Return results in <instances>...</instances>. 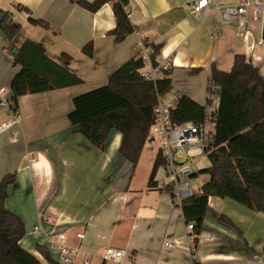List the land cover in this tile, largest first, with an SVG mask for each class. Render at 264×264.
<instances>
[{
	"label": "crops",
	"instance_id": "obj_1",
	"mask_svg": "<svg viewBox=\"0 0 264 264\" xmlns=\"http://www.w3.org/2000/svg\"><path fill=\"white\" fill-rule=\"evenodd\" d=\"M78 1L0 0V20L8 14L21 25L13 41L0 30V87L7 89V101L21 70L13 51L26 39L43 46L51 60L82 80L19 97L16 114L10 103L0 102V125H8L0 129V181L16 173L18 187L9 188L5 207L24 223L20 245L43 259L40 245L60 262L58 242L64 234L74 264H109L102 257L107 246L127 253L123 263L114 264H264V213L210 196L193 252L182 207L169 190L149 186L156 158L153 162L145 151L146 143L134 166L119 151L120 131L112 130L99 147L68 117L73 98L107 84L113 70L138 58L143 40L160 47L157 60L171 64L168 77L180 98L201 106L212 67L229 72L237 54L250 58L264 76V5L261 16L249 18L244 29L254 44L246 51L236 23L223 21L214 5L196 17L188 0H132L129 19L137 29L118 42L110 33L116 27L112 4L91 12ZM238 1L216 0L219 5ZM29 17L49 26L33 25ZM90 42L89 56L84 47ZM260 252L261 259H255Z\"/></svg>",
	"mask_w": 264,
	"mask_h": 264
},
{
	"label": "trees",
	"instance_id": "obj_2",
	"mask_svg": "<svg viewBox=\"0 0 264 264\" xmlns=\"http://www.w3.org/2000/svg\"><path fill=\"white\" fill-rule=\"evenodd\" d=\"M131 1L79 0L78 4L91 12L112 4L116 27L110 33L121 42L137 29L129 19ZM29 22L49 26L43 19L29 17ZM0 30L7 40L13 41L20 33L21 25L5 14L0 20ZM155 50L156 61L160 47ZM84 51L92 55L93 44L88 43ZM13 59L14 64L21 65L11 84L10 107L15 114L19 109L18 99L25 94L82 82L80 77L51 60L44 47L31 39H26L13 51ZM144 67L141 58L130 59L110 73L107 84L75 96L74 109L68 114L70 122L99 147L112 130L120 131L123 137L119 151L134 166L154 122L153 107L158 95L173 89L170 77L156 83L144 79ZM209 81L221 86L216 130L206 150L210 166L202 171L210 178L182 205L186 221L195 223L197 238L203 229L210 196L229 198L264 213V76L250 58L237 54L229 72L213 66ZM203 107L184 96L174 109V119L176 122L201 119ZM160 164L161 158L157 154L149 178L150 187L158 185L154 177ZM11 186L18 187L16 173H8L0 181V264H62L40 245H37V251L43 259L24 249L19 242L11 241L12 236L22 239L25 235L22 219L5 207ZM222 219L228 222L223 216Z\"/></svg>",
	"mask_w": 264,
	"mask_h": 264
},
{
	"label": "built area",
	"instance_id": "obj_3",
	"mask_svg": "<svg viewBox=\"0 0 264 264\" xmlns=\"http://www.w3.org/2000/svg\"><path fill=\"white\" fill-rule=\"evenodd\" d=\"M209 5H214L215 10L221 13L223 21L236 23L237 34L242 36L246 51L254 47V44L250 43L248 35L243 32L248 27L249 18L258 19L261 16L264 0H239L237 3L225 5H219L216 0H188V9L196 17H202L204 8ZM257 42L262 44L263 40L259 39ZM138 48V57L145 65L144 71H142L144 79L156 83L159 79L168 78L171 64L166 59L157 60L156 58L157 62L155 61V45L143 40L138 44ZM220 90L221 86L218 83L209 81L201 119L176 122L174 109L180 94L173 89L165 95H158L157 102L153 107L155 119L150 133L159 143L158 154L161 158V164L154 178L160 187L170 191L177 206L182 207L185 200L200 191V187L192 181L194 175L197 174L194 165L202 153L206 154L208 145L214 136L219 113ZM6 92V88L0 87V102L2 104L10 103L5 98ZM7 126V124H2L0 129ZM194 228V222L187 223V229L190 230L188 240L193 244L191 246L193 252L196 250L197 243ZM78 236L83 238L84 234L79 233ZM58 244L61 251L60 262L62 264L72 263V259L68 257L70 246L65 243L64 234L60 235ZM126 254L125 250L107 246L104 248L102 257L104 261L123 263ZM262 256L261 252L254 254V258L257 260H260ZM81 264H88V261Z\"/></svg>",
	"mask_w": 264,
	"mask_h": 264
},
{
	"label": "rangeland",
	"instance_id": "obj_4",
	"mask_svg": "<svg viewBox=\"0 0 264 264\" xmlns=\"http://www.w3.org/2000/svg\"><path fill=\"white\" fill-rule=\"evenodd\" d=\"M145 151L149 154L150 158H153V162H154V158H156V155L159 151V143L154 138L152 133H149V136L147 138ZM209 166H210V160L208 158V155L202 153L194 165V169L196 170V173L198 175L197 177H194L192 180L198 187H201L202 185H204V183H206L209 180L210 178L209 174L202 172L204 169H207ZM106 262H109V264H114L112 263L113 261L107 260Z\"/></svg>",
	"mask_w": 264,
	"mask_h": 264
},
{
	"label": "water",
	"instance_id": "obj_5",
	"mask_svg": "<svg viewBox=\"0 0 264 264\" xmlns=\"http://www.w3.org/2000/svg\"><path fill=\"white\" fill-rule=\"evenodd\" d=\"M11 241H13L14 243H17L20 241V237L19 236H12L10 237Z\"/></svg>",
	"mask_w": 264,
	"mask_h": 264
}]
</instances>
